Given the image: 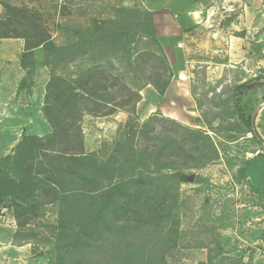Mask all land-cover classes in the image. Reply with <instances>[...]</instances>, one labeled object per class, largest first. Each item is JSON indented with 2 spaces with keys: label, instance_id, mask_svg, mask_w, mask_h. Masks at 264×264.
<instances>
[{
  "label": "rangeland",
  "instance_id": "rangeland-1",
  "mask_svg": "<svg viewBox=\"0 0 264 264\" xmlns=\"http://www.w3.org/2000/svg\"><path fill=\"white\" fill-rule=\"evenodd\" d=\"M2 3L36 13L64 61L46 66L49 53L38 48L35 66L22 70L24 40L0 38V163L24 136L51 132L42 113L50 80L94 73L109 86L98 95L119 99L126 92L118 88L126 86L140 98L109 116L84 114L85 154L106 161L124 126L152 115L162 120L154 134L180 139L189 128L204 137L197 144L205 156L211 147L217 152L208 164L183 158L174 164L184 182L178 242L166 264H264V105L254 118L256 137L251 127L264 100V0H0V16ZM245 23L256 29L248 34ZM162 57L170 79L161 96L150 82L154 71L161 74ZM134 142L153 145L138 136ZM10 205L6 198L0 206V264L53 263L57 205H38V217L22 228Z\"/></svg>",
  "mask_w": 264,
  "mask_h": 264
},
{
  "label": "trees",
  "instance_id": "trees-1",
  "mask_svg": "<svg viewBox=\"0 0 264 264\" xmlns=\"http://www.w3.org/2000/svg\"><path fill=\"white\" fill-rule=\"evenodd\" d=\"M2 7L0 38L24 40L22 70L35 66L32 52L38 48L49 53L44 59L46 66L62 64L61 49L54 46L36 13L7 3ZM146 56L158 59L156 54ZM161 63V74L158 76V69L154 71L157 80L150 84L162 96L170 74L165 57ZM117 83L115 79L111 87ZM108 88L95 79L94 73L50 80L42 113L51 132L41 137L24 136L13 154L1 160L0 206L4 199L10 200L18 228L38 217V205H57L55 261L48 264H166L178 242V193L184 182L174 164L178 158L185 162L195 159L202 165L217 158L213 147L211 156H205V149L197 144L204 137L197 131L183 127L185 136L180 139L169 132L154 134V122L162 121L157 115L142 124L127 123L106 161L85 154L81 130L84 114L109 116L140 98L138 91L126 86L118 88L126 92L119 93V99L98 95ZM167 122L180 127L172 120ZM136 136L153 145L140 147L134 142ZM190 139H195L192 146L187 144ZM169 170L173 172H165Z\"/></svg>",
  "mask_w": 264,
  "mask_h": 264
},
{
  "label": "water",
  "instance_id": "water-1",
  "mask_svg": "<svg viewBox=\"0 0 264 264\" xmlns=\"http://www.w3.org/2000/svg\"><path fill=\"white\" fill-rule=\"evenodd\" d=\"M262 105H264V100H261V101L256 105V107L254 108L253 113H252V115H251V127H252V131H253V135H254V136H257V135L255 134V131H254V118H255V115H256V113L258 112L259 108H260ZM260 143H261V147H262V149L264 150V143H263L262 141H261Z\"/></svg>",
  "mask_w": 264,
  "mask_h": 264
},
{
  "label": "crops",
  "instance_id": "crops-1",
  "mask_svg": "<svg viewBox=\"0 0 264 264\" xmlns=\"http://www.w3.org/2000/svg\"><path fill=\"white\" fill-rule=\"evenodd\" d=\"M243 25H245V30L247 31V33L249 34V33H252V31H254V29H256V28H254L252 25L251 26H248L247 25V23H245V24H243ZM250 29V30H249ZM241 40V39H240ZM261 111V110H260ZM247 178H248V176H247ZM255 189V188H254Z\"/></svg>",
  "mask_w": 264,
  "mask_h": 264
}]
</instances>
